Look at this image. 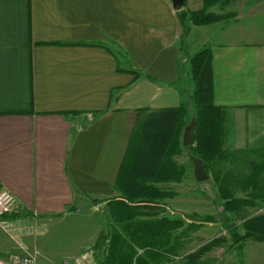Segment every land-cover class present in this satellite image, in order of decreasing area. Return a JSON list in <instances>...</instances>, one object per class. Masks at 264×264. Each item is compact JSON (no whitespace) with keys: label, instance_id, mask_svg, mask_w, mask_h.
<instances>
[{"label":"crops","instance_id":"1","mask_svg":"<svg viewBox=\"0 0 264 264\" xmlns=\"http://www.w3.org/2000/svg\"><path fill=\"white\" fill-rule=\"evenodd\" d=\"M203 1L175 10L169 0H0V188L15 214L109 208L136 125L181 103L188 111L189 58L204 46L214 102L226 108L223 148H264V0L213 4L220 19L187 21L188 34L209 30L187 50L177 13ZM197 251L182 263L204 264Z\"/></svg>","mask_w":264,"mask_h":264},{"label":"trees","instance_id":"2","mask_svg":"<svg viewBox=\"0 0 264 264\" xmlns=\"http://www.w3.org/2000/svg\"><path fill=\"white\" fill-rule=\"evenodd\" d=\"M219 1L204 0L198 11H178L183 34L190 30L187 21L206 24L220 19L221 16L207 11ZM189 70L193 114L189 115L181 103L178 108L154 114L133 130L116 179L120 195L108 201V227L95 243L96 264H177L171 262V258L177 256L180 235H187L203 222L214 220L212 215L190 214L184 225L181 218L155 217L154 213L141 210L144 205L154 206L156 200L170 195L154 183L182 180L184 168L173 156L180 154L184 147L190 156L203 161L216 187V200L223 210L222 220L233 239L264 241V148L234 151L223 148L226 108L214 102L209 46L190 56ZM192 117L195 118L194 142L182 148L180 134ZM257 206L262 212L253 215L247 212L246 208ZM227 214L241 221L242 235L237 233L236 222ZM141 215L145 217L139 218ZM180 228L183 229L175 234ZM191 256L187 254L188 259Z\"/></svg>","mask_w":264,"mask_h":264},{"label":"rangeland","instance_id":"3","mask_svg":"<svg viewBox=\"0 0 264 264\" xmlns=\"http://www.w3.org/2000/svg\"><path fill=\"white\" fill-rule=\"evenodd\" d=\"M220 11L225 10L221 8ZM188 33L182 36L183 46L185 47L188 41L187 50L190 48L196 50L209 30L197 29L194 30V35ZM188 111L189 115L193 114L191 101H188ZM173 158L183 166L184 175L185 172L188 173L178 185L173 181L154 183L170 195L156 200L154 206L147 205L141 210L144 213H154L155 217L181 218L184 225L187 224L186 216L190 214L212 215L214 220L203 222L199 228L189 231L187 235H180L177 256L171 258V262L186 264L182 263V258L188 259L187 254L193 256L194 252L200 250L207 254L211 253L204 255V264H211L213 259L217 260L216 264H252L249 259V254L253 252L251 245L257 242L249 240L246 255L241 259L243 245L250 238L236 241L225 227L222 220L223 210L220 201L216 200V187L211 177L201 182L195 180L190 155L185 147L182 153L174 155ZM96 204L89 201L78 209L69 210L56 217L41 218L28 214L17 215L14 212L0 217V262L12 264L15 258L29 255L33 259V264H96L95 243L100 233L107 229L109 220L108 208L103 204ZM246 209L251 215L262 212L258 206ZM229 216L236 222L237 233L242 235L244 229L241 221L232 215ZM143 217L145 215L139 216ZM182 229H177L174 233L178 235ZM263 244L264 242L257 245ZM256 256L258 262L253 264H264V248L258 249ZM207 257L212 259L209 261Z\"/></svg>","mask_w":264,"mask_h":264},{"label":"water","instance_id":"4","mask_svg":"<svg viewBox=\"0 0 264 264\" xmlns=\"http://www.w3.org/2000/svg\"><path fill=\"white\" fill-rule=\"evenodd\" d=\"M172 4V7L175 10H179L184 6V0H169ZM194 126H195V118L192 117L190 122L184 126L182 133V145L190 146L194 142ZM192 166H193V174L195 180L198 182L207 180L210 175L205 171L203 161L195 156H190Z\"/></svg>","mask_w":264,"mask_h":264},{"label":"built area","instance_id":"5","mask_svg":"<svg viewBox=\"0 0 264 264\" xmlns=\"http://www.w3.org/2000/svg\"><path fill=\"white\" fill-rule=\"evenodd\" d=\"M14 208V196L6 189L0 188V217L10 214ZM0 264L2 263L0 262ZM12 264H33V259L29 255H25L12 260Z\"/></svg>","mask_w":264,"mask_h":264}]
</instances>
